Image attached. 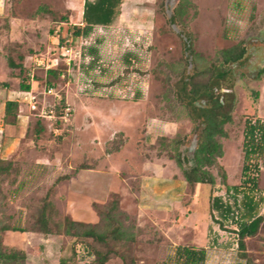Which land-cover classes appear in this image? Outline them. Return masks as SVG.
Listing matches in <instances>:
<instances>
[{"label": "rangeland", "instance_id": "obj_1", "mask_svg": "<svg viewBox=\"0 0 264 264\" xmlns=\"http://www.w3.org/2000/svg\"><path fill=\"white\" fill-rule=\"evenodd\" d=\"M177 2L122 0L118 24L96 28L92 35L101 39L99 72L77 64L68 67L61 61L64 75L56 85L73 114L63 124L42 118L44 129L39 133L37 117L29 115L16 135L17 143L9 149L5 159L11 165L0 174V226L25 231L3 232L0 244L3 252L24 250L26 258L0 264H58L62 256L69 264H93L81 247L91 240L58 233L57 225L66 217L96 223L98 211L115 193L120 208L129 215L126 223L133 225L136 234L135 241L123 247L133 264L160 263L178 244L205 247L206 264H264V219L240 249L233 226L220 228L210 216L209 194L225 193L218 167L211 168L214 186L188 184L157 142L161 135H178L181 152L191 157L202 125L195 119L196 109L189 108L191 119L175 101L180 78L191 74L197 81L205 80L207 74L201 69L221 66L215 60L219 50L242 42L247 56L222 84L232 121L225 125L226 136L219 138L223 155L218 158L227 182H239L244 119L253 113L264 119V75L256 78L264 66V0H192L197 10L189 8L181 21L171 23ZM3 4L0 53L15 61L22 55L24 69L21 74L20 69L9 68L0 54V102L6 97L3 91L19 99L21 75L30 79L33 73L34 80L43 82L44 71L34 68L33 58L52 56L56 28L62 26L63 35L67 26L82 23L83 0H5ZM188 35L201 57L187 65L184 39ZM127 51L135 54L130 62L122 56ZM26 111L22 105V113ZM118 131L124 133L126 143L120 151L105 154V143ZM82 162L95 165L55 183ZM260 164L262 214L264 154ZM48 191L53 233L30 231ZM105 264L123 263L113 257Z\"/></svg>", "mask_w": 264, "mask_h": 264}, {"label": "trees", "instance_id": "obj_2", "mask_svg": "<svg viewBox=\"0 0 264 264\" xmlns=\"http://www.w3.org/2000/svg\"><path fill=\"white\" fill-rule=\"evenodd\" d=\"M122 0H83L82 23L80 25H70L66 27L64 33H71L77 46L81 48L82 56L80 60L72 62V65H81L85 70L93 69L98 71L101 67L100 38H93L95 29L99 30L111 26L120 15ZM189 8H194L196 4L192 0H178L172 14L169 17L171 23L181 21ZM45 10L44 8H40ZM61 26V30H62ZM60 42H64L61 31L59 33ZM78 42V43H77ZM185 64L200 59L201 54L193 49L191 36L184 39ZM4 56V52L1 53ZM123 59L130 62L135 54L131 51L124 52ZM247 56V47L244 43L238 42L228 48L219 50L215 60L221 66L204 67L202 74H207L205 80L197 81L195 76L185 74L181 77V86L176 95L175 101L184 109L185 114L191 116L190 107L197 111L195 119H199L202 125L196 144L191 151V157L187 158L180 150L181 139L178 135L168 137L161 135L157 138L159 151L166 153L168 158L173 160L181 171L188 184L203 183L214 186L216 178L211 168L218 167V174L221 177V184L225 188L223 195L209 194V210L212 221L220 228L226 225L233 226V231L237 236V244L240 249L245 248L244 239L257 233L263 219L264 213L259 214V207L263 201V196L259 188L260 159L264 154V119L256 113L247 115L244 119L243 139H242V165L240 180L237 184L227 182V174L223 167L218 164V158L223 155V145L220 137L226 136L225 125L232 121L231 111L227 109L224 99V88L222 84L230 77L232 68L240 64ZM9 68L20 69L23 73V56L18 54V61L10 55L4 56ZM196 68V67H195ZM64 75L61 62L56 68L46 70L45 78L40 81L42 85H56V81ZM264 75V66L256 72V78ZM57 86V85H56ZM43 87V86H42ZM31 85L27 75H21L18 82L19 91L30 90ZM63 96L62 106L65 105ZM19 104L14 100H6L4 104V123L16 124L20 116L18 112ZM60 106L57 107L59 111ZM42 118H36V132L44 129L41 123ZM60 124L63 122L58 121ZM126 142V137L122 131H118L109 139L104 146L105 154H112L119 151ZM8 160L6 164H3ZM189 163V165H187ZM11 162L9 159L0 157V174L7 172ZM95 164L82 162L71 173L59 176L55 183L60 180L70 179L81 169H91ZM48 191L43 197L42 206L38 211L34 228L30 231L52 234L50 214L53 206L49 200ZM99 220L96 223L83 222L64 218V221L57 225L58 233L74 237L76 239L87 238L91 242L81 246L84 254L91 257L93 264H105L113 257H119L123 264H133L132 256H129L123 249L129 242H134L136 234L133 225L127 224L129 215L120 208L118 195L115 193L103 210L98 211ZM25 231V229L10 227L3 224L0 226V240L3 232ZM75 255H77L75 250ZM26 252L12 248L9 252H3L0 244V263L11 262L13 260H25ZM207 251L205 247L188 244H178L173 251L168 254L165 260L157 264H206ZM58 264H69V259L60 257Z\"/></svg>", "mask_w": 264, "mask_h": 264}, {"label": "built area", "instance_id": "obj_3", "mask_svg": "<svg viewBox=\"0 0 264 264\" xmlns=\"http://www.w3.org/2000/svg\"><path fill=\"white\" fill-rule=\"evenodd\" d=\"M60 31L61 26L55 29L56 43L52 56L39 54L33 58L34 68L43 70L44 77L47 69L56 68L61 61L69 67L72 62L80 60L82 56L81 48L76 45L71 33H63L65 40L62 43L60 42ZM29 75L33 79L34 74L30 73ZM46 96H50L52 101L46 102ZM62 100L63 95L56 85L44 84L41 90H39V87L36 89L31 87L28 91H20L17 102L24 105L34 117L47 118L54 122H67L73 114V108L66 101V104L62 106ZM58 106H60L59 111Z\"/></svg>", "mask_w": 264, "mask_h": 264}, {"label": "crops", "instance_id": "obj_4", "mask_svg": "<svg viewBox=\"0 0 264 264\" xmlns=\"http://www.w3.org/2000/svg\"><path fill=\"white\" fill-rule=\"evenodd\" d=\"M4 2H5V0H0V15H2L4 13V9H3V7H4L3 6L4 5L3 3ZM82 6H83V4H82ZM80 16H81V19H82V10H81ZM119 19H120V17L118 16V18L116 19V21L111 26H109V28H112L115 25H117ZM29 82H30V85H31V87L33 89H36L37 87L40 86V81L39 80H34V78L32 79L30 77ZM3 96H6V97H5V99L2 102H0V157L8 158L9 157V154H8L9 149H11V147L15 143H17V141H18V138L16 136L17 133L21 134L22 127H23L22 126L23 125L22 123L27 122V119H29V115H32V114L29 113L28 110L26 111L27 113H22V105L19 104L18 107H19V114H20V116L17 118L16 124L4 123L2 121V117L4 115V104H5V101L6 100H14V99L11 98L10 95L8 96V94H5L4 91H3ZM14 101L17 102V100H14ZM4 139L6 140V142H3L2 143V141ZM126 141H127V139H126Z\"/></svg>", "mask_w": 264, "mask_h": 264}]
</instances>
